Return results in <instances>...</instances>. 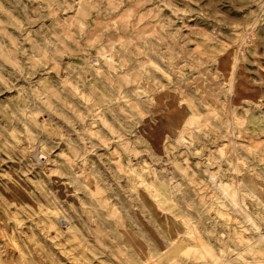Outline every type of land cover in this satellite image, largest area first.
I'll return each mask as SVG.
<instances>
[{
  "label": "rangeland",
  "instance_id": "obj_1",
  "mask_svg": "<svg viewBox=\"0 0 264 264\" xmlns=\"http://www.w3.org/2000/svg\"><path fill=\"white\" fill-rule=\"evenodd\" d=\"M0 264H264V0H0Z\"/></svg>",
  "mask_w": 264,
  "mask_h": 264
},
{
  "label": "bare ground",
  "instance_id": "obj_2",
  "mask_svg": "<svg viewBox=\"0 0 264 264\" xmlns=\"http://www.w3.org/2000/svg\"><path fill=\"white\" fill-rule=\"evenodd\" d=\"M227 55V54H226ZM96 61V60H95ZM95 61H93V62H95ZM228 61V60H227ZM97 64H98V60H97ZM231 64V63H230ZM226 65V64H225Z\"/></svg>",
  "mask_w": 264,
  "mask_h": 264
}]
</instances>
